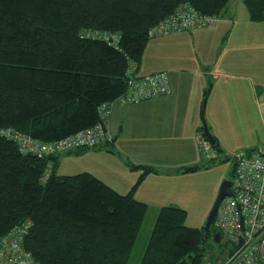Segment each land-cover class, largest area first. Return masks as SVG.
<instances>
[{
	"label": "trees",
	"instance_id": "obj_1",
	"mask_svg": "<svg viewBox=\"0 0 264 264\" xmlns=\"http://www.w3.org/2000/svg\"><path fill=\"white\" fill-rule=\"evenodd\" d=\"M230 1L0 0V128L54 141L93 127L99 107L126 91L154 26L187 7L218 22ZM245 3L264 20V0ZM61 155L24 154L0 134V237L30 220L24 244L39 264H129L147 203L91 172L59 173ZM186 217L177 205L160 209L140 264H207L202 228Z\"/></svg>",
	"mask_w": 264,
	"mask_h": 264
},
{
	"label": "crops",
	"instance_id": "obj_2",
	"mask_svg": "<svg viewBox=\"0 0 264 264\" xmlns=\"http://www.w3.org/2000/svg\"><path fill=\"white\" fill-rule=\"evenodd\" d=\"M245 1L231 0L212 27L151 38L137 74L168 71L172 91L138 103L114 101L107 123L113 142L63 153L59 173L88 171L118 192L132 191L147 203L148 215L153 206L159 211L166 205L180 206L153 205L163 185L191 174L185 172L187 167L202 166L198 172L211 167L197 138L205 122L222 157L232 159L237 151L264 147V20L251 19ZM83 156H91L94 168L60 170L67 160L80 167ZM224 177L219 176L218 183Z\"/></svg>",
	"mask_w": 264,
	"mask_h": 264
},
{
	"label": "built area",
	"instance_id": "obj_3",
	"mask_svg": "<svg viewBox=\"0 0 264 264\" xmlns=\"http://www.w3.org/2000/svg\"><path fill=\"white\" fill-rule=\"evenodd\" d=\"M218 17L202 14L195 8H180L149 31L150 37L213 26ZM113 39L110 41L115 40ZM137 63L131 62L127 70V89L114 101L122 104L169 94L172 91L168 71L147 75L137 74ZM113 101V102H114ZM113 102L99 107L100 121L93 127L54 141H41L15 128H0V134L15 141L24 154L56 155L83 149L98 148L113 142L114 136L107 127ZM198 145L207 160L218 157L217 149L205 130L197 132ZM232 177V194L222 200L214 225L222 233L228 247L220 263L264 264V147L256 151H237ZM49 172L43 178L47 179ZM32 221L27 220L0 237V264H39L26 250L25 237ZM211 264V260L207 262Z\"/></svg>",
	"mask_w": 264,
	"mask_h": 264
},
{
	"label": "rangeland",
	"instance_id": "obj_4",
	"mask_svg": "<svg viewBox=\"0 0 264 264\" xmlns=\"http://www.w3.org/2000/svg\"><path fill=\"white\" fill-rule=\"evenodd\" d=\"M95 149L100 148H89L84 151L86 152ZM84 151H81L79 153H82ZM72 153H74V151ZM83 157L81 158V160L84 159L85 165H83L82 161L80 160V167H74V160H71L72 163H68L69 160H67L62 163L60 170L64 172L70 171V169H72L75 170L74 172H76L80 170H85V168H94L93 160L92 158H90L91 156H89V160L85 156ZM103 161L108 163L107 159H104ZM206 164H208L207 166L211 165V167H206L201 172L185 171L192 173L183 176L179 179L173 178V180L168 186L163 185L161 195L155 196V201H153V205H155L157 202H161L162 204L175 202L187 210V217L185 220L186 225L195 228H202L206 223L207 217L216 200L222 181L227 178L232 179V173L235 168L234 159H226L225 157L216 158L214 161H208V163ZM222 174H225L226 177H224V179L220 183H218V177ZM167 194H169L171 197L167 196ZM158 209L156 206H153L151 212L149 211L150 214L146 215L138 239L131 253L129 264L141 263L142 257L144 255L146 246L148 244L151 232L154 228L159 213ZM206 242L207 243L205 246L204 258L206 261H209L214 256L216 263L217 256L215 253H213V248L215 246L216 241L213 237H208Z\"/></svg>",
	"mask_w": 264,
	"mask_h": 264
},
{
	"label": "water",
	"instance_id": "obj_5",
	"mask_svg": "<svg viewBox=\"0 0 264 264\" xmlns=\"http://www.w3.org/2000/svg\"><path fill=\"white\" fill-rule=\"evenodd\" d=\"M204 130L206 132V134L209 136L210 140L214 143L215 142V138L212 135V133L209 130V127L207 125V123H204ZM232 184H233V180L231 178H227L224 179L220 185L219 188V192L217 194L216 200L211 208V211L207 217L206 223L204 224V226L202 227L201 231H202V245L206 243L208 236H209V232L212 229V225L214 222V219L216 217L217 214V210L222 202V200L224 199L225 196L232 194ZM213 238L216 242H220L222 240V233L220 231H213ZM226 254V253H224ZM223 257L217 256V263H220Z\"/></svg>",
	"mask_w": 264,
	"mask_h": 264
},
{
	"label": "flooded vegetation",
	"instance_id": "obj_6",
	"mask_svg": "<svg viewBox=\"0 0 264 264\" xmlns=\"http://www.w3.org/2000/svg\"><path fill=\"white\" fill-rule=\"evenodd\" d=\"M216 230L217 229L212 228L211 231L209 232V236L208 237H213V231H216ZM217 231H219V230H217ZM227 247H228V244L223 239V236H222V240L220 242H216L215 243V246L213 248V253H215L216 256L223 255L227 251Z\"/></svg>",
	"mask_w": 264,
	"mask_h": 264
}]
</instances>
